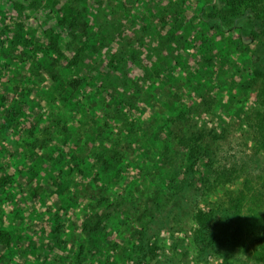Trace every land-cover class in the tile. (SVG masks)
Masks as SVG:
<instances>
[{
    "label": "rangeland",
    "instance_id": "1",
    "mask_svg": "<svg viewBox=\"0 0 264 264\" xmlns=\"http://www.w3.org/2000/svg\"><path fill=\"white\" fill-rule=\"evenodd\" d=\"M256 18L264 0H0V264H260L246 233L222 247L241 180L193 199L204 227L178 183L186 127L264 169Z\"/></svg>",
    "mask_w": 264,
    "mask_h": 264
},
{
    "label": "trees",
    "instance_id": "2",
    "mask_svg": "<svg viewBox=\"0 0 264 264\" xmlns=\"http://www.w3.org/2000/svg\"><path fill=\"white\" fill-rule=\"evenodd\" d=\"M229 5H232V1ZM255 21L257 26L256 32L262 40H264V18H256ZM86 28L87 23H82L80 31L84 32ZM68 85L76 90L80 86V82L72 80ZM250 127L255 129V135L253 134L251 137L253 144H261V141L258 140L256 135L260 134L264 139V118L259 117L254 119ZM170 128L171 127L167 125V130L171 133ZM186 128L181 136L185 148L182 154L184 158V167L181 169L183 170L182 174L184 180L179 181L178 183L183 188V192H186L187 195H184V193L180 200L185 199L186 196H188V205H193L194 207V209L192 208L193 222L198 227L200 225L204 227L209 219L207 215L209 212L198 209V202L193 201V199H201L204 192L207 193L221 180L225 181L221 184H230L234 181L241 180V183H239L240 190H238L237 196L238 203L235 205L236 212L232 211L233 214H230L238 217L235 232L232 234L234 242H231V239L228 237L229 233H223L226 237V242L222 247L230 248V245H232L231 243L234 245L239 244L238 240L242 238L244 233H246V236L253 238V241L256 242V244H252L253 256H257L256 262L264 264V169L259 171L257 175H254L251 172L254 169L252 164H257L259 159L255 155L242 159L226 154L224 151L221 152V147L217 146L218 141L226 138L224 133H221L222 135H218L221 137V139H219L217 136V130H213L210 134H207L200 128L196 131H191L189 127ZM219 131L225 132V130L222 129ZM197 133H200V135H197ZM252 149L254 153L258 155L259 153L264 152V145H256ZM252 158L255 159L252 160ZM109 160L115 161L116 164L119 163V159H114L111 156H109ZM200 163H202L201 167ZM195 172H199L200 174L199 181L196 183L192 182ZM253 179H256V182H254ZM258 182L259 184H256ZM7 184V178L1 176L0 185L6 186ZM192 189L197 190V192L190 195L188 190ZM38 194V189L33 192L34 197H37ZM155 199L156 202H160L161 205L164 204L166 207H169V200L166 199V195H163V198L158 196ZM242 209L246 210V214L244 213V215H242V213L239 212ZM136 222H141V219H136ZM230 228L231 224L228 225V229ZM205 229L207 228L205 227ZM219 232L222 233V230ZM214 236L215 235H213V238Z\"/></svg>",
    "mask_w": 264,
    "mask_h": 264
}]
</instances>
